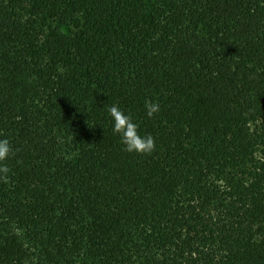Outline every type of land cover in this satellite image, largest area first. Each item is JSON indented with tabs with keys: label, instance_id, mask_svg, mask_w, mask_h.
Returning <instances> with one entry per match:
<instances>
[{
	"label": "trees",
	"instance_id": "1",
	"mask_svg": "<svg viewBox=\"0 0 264 264\" xmlns=\"http://www.w3.org/2000/svg\"><path fill=\"white\" fill-rule=\"evenodd\" d=\"M3 139L0 264H264V0H0Z\"/></svg>",
	"mask_w": 264,
	"mask_h": 264
},
{
	"label": "clouds",
	"instance_id": "2",
	"mask_svg": "<svg viewBox=\"0 0 264 264\" xmlns=\"http://www.w3.org/2000/svg\"><path fill=\"white\" fill-rule=\"evenodd\" d=\"M146 115L151 118L160 111L159 102H145ZM108 113L113 121V133L120 137L126 152L137 154H150L155 150L156 143L151 135L141 136L138 133V125L133 122L131 116L125 114L117 105L108 108ZM12 148L7 139L0 140V162L5 161ZM9 168L0 163V180L8 182Z\"/></svg>",
	"mask_w": 264,
	"mask_h": 264
}]
</instances>
